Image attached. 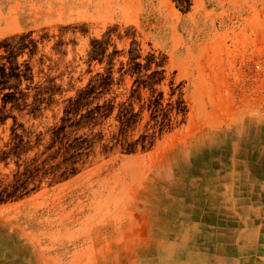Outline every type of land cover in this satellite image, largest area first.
<instances>
[{
  "label": "rangeland",
  "instance_id": "obj_1",
  "mask_svg": "<svg viewBox=\"0 0 264 264\" xmlns=\"http://www.w3.org/2000/svg\"><path fill=\"white\" fill-rule=\"evenodd\" d=\"M260 158L264 0H0V264L212 263Z\"/></svg>",
  "mask_w": 264,
  "mask_h": 264
},
{
  "label": "crops",
  "instance_id": "obj_2",
  "mask_svg": "<svg viewBox=\"0 0 264 264\" xmlns=\"http://www.w3.org/2000/svg\"><path fill=\"white\" fill-rule=\"evenodd\" d=\"M244 197L237 198L236 207L232 210L233 215H241L242 221H246L243 227L240 228V234L233 238L230 242V246H226L225 253L218 252V247L215 248V260L214 262H208L206 254L199 252V254L193 255L191 251L193 248H188L182 256H187L188 258H183L179 260L181 262H172L173 264H264V219L260 223H256L255 218H259L262 214L263 208L257 209L253 208L248 203V206L245 205ZM235 206V204H234ZM254 216L253 219L256 222L253 224H248L249 216ZM205 220V218H204ZM206 225V223H204ZM196 227V226H195ZM212 228L218 231L215 228V225H211ZM206 228V227H205ZM256 231V233L254 232ZM254 232V234H253ZM262 232V233H260ZM207 236V235H206ZM222 249V248H219ZM206 250V249H205ZM212 251V252H214ZM223 254V255H222ZM193 256L198 257L199 259L193 262ZM190 260V261H189ZM186 261V262H184Z\"/></svg>",
  "mask_w": 264,
  "mask_h": 264
},
{
  "label": "bare ground",
  "instance_id": "obj_3",
  "mask_svg": "<svg viewBox=\"0 0 264 264\" xmlns=\"http://www.w3.org/2000/svg\"><path fill=\"white\" fill-rule=\"evenodd\" d=\"M262 160H264L263 158H260L259 159V161L261 162ZM239 164H240V162H239ZM251 170H254L253 172H255L256 173V171H257V168L255 167V166H252L251 167ZM260 175H262V176H264V167H262V172H260ZM245 177V176H244ZM249 177H251V176H249ZM245 179V178H244ZM259 183V182H258ZM242 185V184H241ZM251 186V185H250ZM249 186V187H250ZM253 187V186H252ZM247 190V189H246ZM251 193V192H250ZM264 195V194H263ZM248 196V195H247ZM261 197H263V196H261ZM258 199H260V198H258ZM263 203V202H262ZM254 205V204H253ZM161 264H173V263H168V262H162Z\"/></svg>",
  "mask_w": 264,
  "mask_h": 264
},
{
  "label": "built area",
  "instance_id": "obj_4",
  "mask_svg": "<svg viewBox=\"0 0 264 264\" xmlns=\"http://www.w3.org/2000/svg\"><path fill=\"white\" fill-rule=\"evenodd\" d=\"M258 67H259V64H256V65H255V68H258Z\"/></svg>",
  "mask_w": 264,
  "mask_h": 264
}]
</instances>
